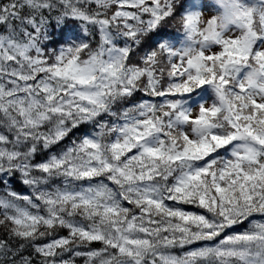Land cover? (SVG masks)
<instances>
[{
    "label": "snow or ice",
    "instance_id": "6c2138e0",
    "mask_svg": "<svg viewBox=\"0 0 264 264\" xmlns=\"http://www.w3.org/2000/svg\"><path fill=\"white\" fill-rule=\"evenodd\" d=\"M212 7L0 0V264H264V0Z\"/></svg>",
    "mask_w": 264,
    "mask_h": 264
},
{
    "label": "rangeland",
    "instance_id": "374dc122",
    "mask_svg": "<svg viewBox=\"0 0 264 264\" xmlns=\"http://www.w3.org/2000/svg\"><path fill=\"white\" fill-rule=\"evenodd\" d=\"M205 3H208V4H212L213 7L212 8H209L206 13H205V18L212 15V14H216V11H215V1L214 0H204Z\"/></svg>",
    "mask_w": 264,
    "mask_h": 264
},
{
    "label": "trees",
    "instance_id": "16d2710c",
    "mask_svg": "<svg viewBox=\"0 0 264 264\" xmlns=\"http://www.w3.org/2000/svg\"><path fill=\"white\" fill-rule=\"evenodd\" d=\"M173 30H174V29H173ZM139 96H140V94L138 93L136 99H139ZM22 190L25 191V192L27 191L26 188H25V189H22Z\"/></svg>",
    "mask_w": 264,
    "mask_h": 264
}]
</instances>
